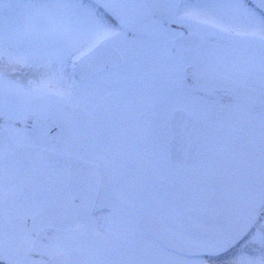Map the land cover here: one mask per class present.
I'll return each instance as SVG.
<instances>
[{"label": "rangeland", "instance_id": "374dc122", "mask_svg": "<svg viewBox=\"0 0 264 264\" xmlns=\"http://www.w3.org/2000/svg\"><path fill=\"white\" fill-rule=\"evenodd\" d=\"M105 1L120 18L121 10L113 0ZM103 9L108 8L101 0H0V129L6 128L22 141L34 118L30 116L35 111L32 102L38 97L42 99L41 111L47 114L55 106L67 105L76 110L75 126L84 145L81 153L89 154L90 161L102 169V198L93 215L101 230L112 212L109 199L118 202L122 181L134 179L133 174L142 167L131 147L139 130L125 123L123 117V105L131 98L135 85L127 86L123 96L118 94L122 85L114 81L104 84L99 94L84 95L75 87L71 102L42 86L66 89L86 83L75 76L73 58L86 47L96 23L123 33L130 41L137 39L134 31L111 20ZM240 11L243 14L236 19L243 25H247L249 17L264 19L245 0ZM232 17L231 12H226L221 18L227 21ZM206 48L210 55L226 54L215 66L219 77L215 89L197 93L208 105L203 117L195 116L197 129H203L212 144L230 158L228 162L237 173L235 179L247 198L230 212L208 220L204 228L196 226L191 230V238L207 236L210 244L166 252L174 254L181 264H264V202L257 198L264 182V45L258 40L212 33ZM62 49L67 53L63 63L58 59ZM167 54H173L172 50H167ZM113 73L124 75L120 69L102 75ZM60 113L69 119L63 118L67 135L57 146L58 152L67 146L74 126L70 113L62 108ZM167 163L182 170L198 162L187 158L182 167L170 164L169 159ZM106 190L109 199L103 198ZM99 239L96 231L83 229L70 233L43 231L21 264H45L50 256L60 252L72 254L73 264L111 259L99 251Z\"/></svg>", "mask_w": 264, "mask_h": 264}, {"label": "snow or ice", "instance_id": "6c2138e0", "mask_svg": "<svg viewBox=\"0 0 264 264\" xmlns=\"http://www.w3.org/2000/svg\"><path fill=\"white\" fill-rule=\"evenodd\" d=\"M121 10L120 22L137 34L128 40L123 33L96 23L86 40V47L73 58L75 65L85 56L94 55L109 44H116L103 60L119 73L100 74L91 70L86 83L51 91L71 102L74 88L84 95L99 94L109 81L122 85L119 95H126L127 86L135 85L133 94L123 105L125 123L139 130L132 144L133 153L142 161L134 179L124 180L118 202L109 199L112 212L98 227L91 209L101 199L98 190L76 212L77 226L96 231L99 251L111 259L95 264H181L166 252L185 247H203L211 243L205 236L193 239L196 226L204 228L208 220L230 212L247 194L242 193L229 157L212 144L203 129L177 124L173 114L185 110L203 117L208 105L197 93L214 90L219 82L216 64L226 53L210 55L206 42L209 34L236 36L258 40L264 45V19L249 17L247 25L236 17L241 15L242 0H113ZM231 12L233 17L222 19ZM171 49L173 54H167ZM67 53L59 51L63 63ZM150 68V71H145ZM180 145L185 156L198 163L177 170L168 165L174 146ZM81 133L76 131L58 156L65 161L81 159ZM69 176L71 169H63ZM264 202V182L258 197ZM205 231L209 229L205 228Z\"/></svg>", "mask_w": 264, "mask_h": 264}, {"label": "water", "instance_id": "95a60500", "mask_svg": "<svg viewBox=\"0 0 264 264\" xmlns=\"http://www.w3.org/2000/svg\"><path fill=\"white\" fill-rule=\"evenodd\" d=\"M247 1L264 14V0ZM113 49L109 44L96 54L85 56L76 63L75 75L87 79L93 69L101 73L114 68L103 60ZM65 108L71 110L68 106ZM173 120L194 128L198 125L185 110L176 111ZM43 136L50 141L41 142ZM32 137L35 146L18 145L6 129L0 131V264H20L41 231L70 233L80 230L76 212L85 207L95 190L100 193L101 176L97 165L79 159L65 161L58 154L45 150L59 137L55 125L44 120L35 121ZM186 159L183 148L174 146L169 162L182 166ZM65 168L71 169L70 176L63 171ZM45 264H73V256L62 252Z\"/></svg>", "mask_w": 264, "mask_h": 264}, {"label": "flooded vegetation", "instance_id": "af4514ba", "mask_svg": "<svg viewBox=\"0 0 264 264\" xmlns=\"http://www.w3.org/2000/svg\"><path fill=\"white\" fill-rule=\"evenodd\" d=\"M102 1V3L108 8L107 10H105V9H103V10H105V12L106 13H109L110 15H108V16H110V18H111V20H117L118 22H120V18L118 17V16H116V12L114 11V10H112L110 7H109V4L105 1V0H101ZM120 24L125 28V26L120 22ZM124 28H122L123 30H125ZM113 45V44H112ZM114 46V45H113ZM115 69H117V68H113V69H111V70H115ZM111 70H108V71H111ZM107 72V71H106ZM103 73H105V72H103ZM100 74H102V73H100ZM43 98V97H42ZM50 98V97H49ZM35 100V102H34V104H33V107H34V109L33 110H35L33 113H31V117H34L32 120H31V122L29 123V126H28V134L27 133H25L24 135H23V140L22 141H19V140H17V139H15L12 135H11V133H10V135H11V137L16 141V143L17 144H19V145H33V139H32V137H31V125H32V123L34 122V121H36V120H38V119H43V120H46V121H49V122H51L52 124H55L57 127H58V129H59V131H60V137H59V139L56 141V143L53 145V146H51V147H47V149L48 150H50V151H53V152H56V153H58V151H57V146H59V144L61 143V141L63 140V139H65V137H66V130H65V125L62 123V121H64L63 120V118H65V119H69V117H66V116H63L61 113H60V109L62 108L65 112H66V114L67 113H70L69 115H71V119H72V121H73V128H72V136H73V134L76 132V131H78L77 130V127L75 126V124H76V117H75V113H77L76 112V110H74L73 108H72V110H66L65 109V107L63 106V107H56L55 106V108L56 109H54L50 114H47V113H45V111L44 112H42L41 110H43V108H41V105H40V103H39V101L40 100H42L41 98H36V99H34ZM52 100H54L55 101V99L53 98ZM58 104V103H57ZM39 109V110H38ZM46 110V109H45ZM57 116V117H56ZM58 117L59 118H61V119H58ZM22 127H26V124L24 123V124H22ZM1 129H3V128H1ZM0 129V130H1ZM72 136H70V138L72 137ZM48 140H44V142H47ZM56 149V150H55ZM81 159L80 160H83V161H86V162H89V163H95L96 165H98V167H99V173H100V175H101V166H100V164H98V163H96V162H93V161H90V158H89V154H87V153H81ZM101 177H102V175H101Z\"/></svg>", "mask_w": 264, "mask_h": 264}]
</instances>
